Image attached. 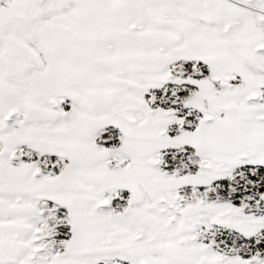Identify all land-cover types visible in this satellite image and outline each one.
Returning a JSON list of instances; mask_svg holds the SVG:
<instances>
[{
	"label": "snow or ice",
	"instance_id": "6c2138e0",
	"mask_svg": "<svg viewBox=\"0 0 264 264\" xmlns=\"http://www.w3.org/2000/svg\"><path fill=\"white\" fill-rule=\"evenodd\" d=\"M0 264H264V0H0Z\"/></svg>",
	"mask_w": 264,
	"mask_h": 264
}]
</instances>
